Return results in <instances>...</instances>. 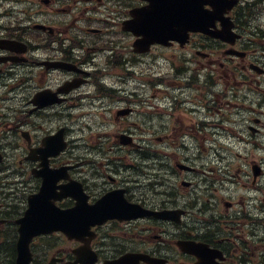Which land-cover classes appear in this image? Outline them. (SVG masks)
Returning a JSON list of instances; mask_svg holds the SVG:
<instances>
[{"label":"flooded vegetation","instance_id":"1","mask_svg":"<svg viewBox=\"0 0 264 264\" xmlns=\"http://www.w3.org/2000/svg\"><path fill=\"white\" fill-rule=\"evenodd\" d=\"M13 2L24 7L5 10L4 15L22 17L14 27L0 29V39L20 42L14 51L0 48V177L6 172L18 175L19 204L24 206L23 197L36 193L42 182L37 174L42 167L39 152L29 155L30 150L60 132L64 150L47 157L49 169H65V176L55 185L76 190L78 184L86 206L96 212L119 213L89 226L85 239L93 258L86 254L85 264H264V188L258 183L264 175L262 158L250 159L245 169L236 170L237 180L242 179L241 173L251 185L242 182L239 185L246 188L236 186L231 192L229 188L225 196L218 184L231 183L234 176L228 174L229 169L221 176L215 166L204 167L207 162L201 155L216 150L215 143L209 139L198 142L195 135L201 127L217 132L216 114L233 122L257 110L250 105V95L261 97L260 88H264L260 47L264 34L247 28L250 16L246 18L244 6L238 3L229 13L238 34L233 44L201 31L190 33V56L181 65L175 54L184 48L177 42L151 44L147 51L138 52L139 37L123 29L130 11L144 6V0H83L89 10L99 6L107 11L100 21L109 28L90 24L95 17L86 16L76 30L69 27L77 18L69 23L61 20L63 27L52 19L53 14L71 11L81 0ZM216 27L219 22L211 28ZM154 50H159L158 56L167 64L164 72L153 77L147 70L136 71ZM163 50L172 51V56ZM130 81H136L137 87L128 88ZM155 83L176 85L177 92L155 88L162 92L149 96L136 91L146 86L154 90ZM158 96L166 102H157ZM84 100L87 107L93 101H108L114 130L107 132L109 143H87L83 154L74 157L71 129L56 124V118L70 117ZM260 101L263 104L264 98ZM140 116L146 120L137 119ZM252 121L257 124L253 130L249 122L246 127L256 134L262 122L257 117ZM167 129L172 135L180 133L181 140L172 142L173 150L154 153V139L157 145L170 146ZM155 132L162 134L145 136ZM8 155L17 158V165ZM253 166H258L256 176ZM2 195L0 220L6 222L10 217ZM57 204L72 206L74 199L67 196ZM62 239L68 248H55L52 264L75 257L72 250L79 242L63 235Z\"/></svg>","mask_w":264,"mask_h":264},{"label":"rangeland","instance_id":"2","mask_svg":"<svg viewBox=\"0 0 264 264\" xmlns=\"http://www.w3.org/2000/svg\"><path fill=\"white\" fill-rule=\"evenodd\" d=\"M81 1L82 2L73 6L71 11L69 12L59 13L56 16L53 14L52 21L54 22V24H59L61 27H63V25H61L62 22H60L61 20L67 21V23H69L73 19L77 18V23L72 24L73 28L72 26L69 27L70 29L76 30L78 27L84 24V20H83L84 17L92 16L95 18L90 21V24L97 26L98 23H101L102 25H104L103 27L109 28L108 26H106V23L100 21V19L105 18V14L107 13V11L104 10V8L101 9V7L97 6L95 10H89L88 8L89 5L84 3L83 0ZM240 2L242 5H244L243 11L246 14V18L250 16L249 18L250 22H248L250 23L251 26L250 30L255 31V29L257 28L262 31L261 32L262 34H264V0H241ZM10 7H12L14 10H19L22 9L24 6L21 3H15L13 1H8V0H0V29L7 26L14 27L16 24L19 23L22 17L21 14L19 15L14 14L12 16L4 15L3 12L5 10L12 9V8L9 9ZM260 38L262 39L261 40L262 42L260 43V47L262 51H264V35ZM155 55L157 54H154L153 56ZM144 59L145 60L141 65L135 67L136 71H139V69L147 70L148 73L153 75V77L158 75V72L160 71L164 72L165 64L163 63V60L159 59L158 57L154 59L155 61L153 59L151 60L150 58H144ZM144 74L146 73H143V75ZM136 83H137L136 81H130L127 87L134 88L136 86ZM174 86L175 85H168L167 83H164L159 88L177 92V87ZM136 91H138V93L140 94L143 93L149 96L154 94V91L150 86H146L143 91L137 88ZM260 91H261V97H258L257 95L256 98V96L252 94L250 95V105L253 107H257V110L254 111V113H250L249 116L243 118L241 121H239L240 119L236 117L239 120H236V118H234L233 122L222 119L220 114H216V119L219 126L216 127L215 129L219 131L218 134L216 132L214 133L210 132L209 129L204 130L203 127L197 130V133L195 134L196 137L198 138L197 139L198 142H200L201 140L207 141L208 139L215 140V141L213 140L214 141L213 143H215L214 147H216V150L212 149L209 150L208 154L203 153L201 155L202 157L205 158L202 161L207 162V164H205L204 167L207 169L210 166H215L218 175H221L220 173H224L226 169H229L228 174L230 176H234V178L232 177L231 183L229 181H223L222 185L218 184L217 187L218 191L225 196L228 195V193L226 192L227 189L230 188L229 189L230 192L232 191V189L233 190L238 189L239 187L236 186H241L239 184H242V182H244L247 185H251V183L247 179H244L247 176H242L241 173H240L241 176L240 178L242 179L237 180L236 170L238 167L245 169L248 160L253 158L254 159L262 158V167H264V103L261 104L260 101L261 98H264V88H260ZM156 101L159 103H165L166 99H160L158 96ZM1 102L2 100L0 99V103ZM259 103L261 104L260 106L257 105ZM76 106L78 109L77 108L74 109L73 114H71L70 117H63V119L56 118V124L64 123L71 129V137H73L74 139L73 142L74 157H78L79 155L83 154L84 148L87 143L89 145H97L98 143H100V141H103V143L104 142L109 143L110 140H108L107 132L108 131L112 132L114 130L112 117L111 115H109L108 112L111 110L108 101H93V103H91V106L87 107V101L84 100V102L81 103L80 101L79 104ZM140 107L142 106L140 105ZM0 113H1V109H0ZM252 117H257L261 119L262 122V124H260V130L256 134H251L246 127V124L248 122L252 123ZM137 119L146 120L144 116H140ZM246 120L247 122H245ZM109 122H111L112 124ZM223 125H225L226 127L222 128ZM1 131H3L2 126H0V132ZM165 131H166L165 133H167L166 139L168 140L170 146L165 147L164 146L165 142L163 143V145H157L156 143L158 141L154 139L153 143L155 144L151 146V149L154 153H160L158 152L160 151L159 149L168 148L169 150H173L174 148L172 142H175L181 136L180 133H177L176 135H172V132H170L169 129ZM137 132H139L138 135L140 136V131ZM95 133H100V134L94 136L93 139H87V137L89 138L90 135H93ZM161 134H162L161 132H155L148 135L145 134V136L152 137ZM237 134H240L242 137H238ZM220 142L225 144L224 145L220 144ZM6 151L9 153L14 152V150H10V149H6ZM217 152L219 154H217ZM237 153H239L240 156H237ZM225 158L230 159V162L226 163V160H224ZM8 159L10 162H13V165H17V158L8 155ZM213 160L214 162L211 163V161ZM5 163H9V162L5 160ZM231 173H233V175H231ZM258 183H259V188H264V175L259 178ZM247 185L241 187L246 188ZM221 186H223V188H221ZM261 191H264V189H262ZM250 196L252 199L253 195ZM46 244L47 242L45 241L37 242L35 247V252L36 253L37 251L40 252L46 246ZM53 247H57L60 249H67L68 243H66V241H64L63 239L62 240L60 239L59 241H55ZM5 254L7 255L8 252H6Z\"/></svg>","mask_w":264,"mask_h":264},{"label":"water","instance_id":"3","mask_svg":"<svg viewBox=\"0 0 264 264\" xmlns=\"http://www.w3.org/2000/svg\"><path fill=\"white\" fill-rule=\"evenodd\" d=\"M151 5L146 9L138 12V18L142 20V24L138 25L134 19L129 24V28L137 34H146L154 40H160L163 36L165 39H181V43L185 42L189 31L197 29L206 31L208 26L213 24L215 19L221 21L227 18L223 16L236 0H216L215 7L212 3H206L212 9H206L203 5L201 8L200 0H150ZM207 2V0H204ZM135 14V13H134ZM141 14H145L141 16ZM225 24V23H224ZM230 24L223 25L222 30L211 31L215 37L228 40L230 37ZM9 44V45H8ZM1 47H12V42L0 41ZM125 143V140H122ZM43 147L36 149L40 153L42 160V184L37 194L28 197L29 207L25 211L23 217L16 220L18 226V238L16 240V257L15 264H31L32 254L30 251L31 239L42 233H50L60 230L69 238L76 239L85 243L84 246L76 249V258L73 262L66 264H84L87 262L84 255L93 258L92 254H88L87 240L85 236L88 234V228L92 223L106 218V216H118V212L106 213L101 209L96 212L93 206H86L84 194L82 191L71 189L69 186H56L55 182L65 176L64 168L51 170L47 167V157L58 153L64 147V142L60 134L49 136L42 141ZM59 187L60 191H56ZM72 195L77 199L76 204L68 209H59L55 206L54 200L61 199L65 195ZM105 202V198L100 199L101 205ZM135 212V211H134ZM146 213L137 211V214ZM166 217V212L161 214ZM93 217L97 219L94 221ZM88 262H91L88 261Z\"/></svg>","mask_w":264,"mask_h":264},{"label":"trees","instance_id":"4","mask_svg":"<svg viewBox=\"0 0 264 264\" xmlns=\"http://www.w3.org/2000/svg\"><path fill=\"white\" fill-rule=\"evenodd\" d=\"M14 242L15 229L0 227V264H14Z\"/></svg>","mask_w":264,"mask_h":264},{"label":"snow or ice","instance_id":"5","mask_svg":"<svg viewBox=\"0 0 264 264\" xmlns=\"http://www.w3.org/2000/svg\"><path fill=\"white\" fill-rule=\"evenodd\" d=\"M215 2H216V0H207V2H204V0H200V5H201V8H202L204 4L212 3L213 6L215 7Z\"/></svg>","mask_w":264,"mask_h":264}]
</instances>
